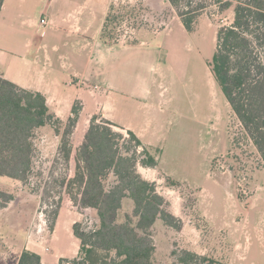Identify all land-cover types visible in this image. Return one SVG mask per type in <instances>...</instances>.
Listing matches in <instances>:
<instances>
[{"label": "rangeland", "instance_id": "obj_1", "mask_svg": "<svg viewBox=\"0 0 264 264\" xmlns=\"http://www.w3.org/2000/svg\"><path fill=\"white\" fill-rule=\"evenodd\" d=\"M114 3L121 6V17L112 25L116 43L139 42L146 30L162 32L167 21L177 15L167 0ZM233 17V6L221 12L211 5L198 17L192 36L179 37L173 53L180 58H175L179 64H173L174 72L169 75L170 103H157L159 107L149 114L137 107L131 109L136 124H145L149 116L153 132H160L145 137L153 152L160 149L158 172L142 176L156 183L168 210L183 222L181 230L162 220L152 227L156 246L153 264H172L175 248H190L228 264H264V159L209 67L216 52L217 31L230 25ZM104 119L99 117L98 122ZM66 123L55 122L61 134ZM87 125L77 126L73 135L76 147ZM55 128L46 125L36 130L37 151L28 183L0 176V185L16 197L0 215V250L5 253V264H17L23 246L46 254L51 261L61 253L76 256L77 238L71 236L70 229L63 225L56 237L49 226L59 197L67 196L61 188L63 177H73L75 170V160L70 167L61 156V134L57 135ZM114 128L128 137V131ZM167 177L180 186L170 185ZM113 182L110 175L106 184ZM128 214L136 224L134 202L124 199L118 221L124 222ZM85 222L97 228V212L89 210Z\"/></svg>", "mask_w": 264, "mask_h": 264}, {"label": "trees", "instance_id": "obj_2", "mask_svg": "<svg viewBox=\"0 0 264 264\" xmlns=\"http://www.w3.org/2000/svg\"><path fill=\"white\" fill-rule=\"evenodd\" d=\"M4 1L0 0V13ZM167 1L188 31L211 5H217L221 12L234 7L232 23L217 31L216 52L209 67L245 134L264 159V0ZM118 8L121 6L111 4L102 29L101 38L109 43L116 40L112 25L121 17ZM82 111L83 105L77 101L61 134L55 122L63 121L50 110L45 95L0 75V176L28 183L37 151L36 130L46 125L56 127L57 135L61 134L63 160L70 167L75 160L74 176L63 177L61 182L65 197L82 213L96 211L100 221L95 229L85 221L73 224V233L80 240L79 253L73 258L61 257L58 264H153L156 246L152 227L158 220L176 230L183 226L182 219L168 210L156 183L139 171V166L158 169L160 149L153 152L131 130L125 137L108 119L98 122L101 114L89 119L76 147L73 135ZM110 175L114 182L108 186ZM167 181L180 186L168 177ZM65 197H59L53 210L52 232ZM15 198L11 190L0 185V215ZM124 199L134 202L136 224L129 214L124 222L118 221ZM172 256V264H228L190 248H175ZM18 264H42V257L24 249Z\"/></svg>", "mask_w": 264, "mask_h": 264}, {"label": "crops", "instance_id": "obj_3", "mask_svg": "<svg viewBox=\"0 0 264 264\" xmlns=\"http://www.w3.org/2000/svg\"><path fill=\"white\" fill-rule=\"evenodd\" d=\"M112 3L114 0H5L0 13V75L45 95L50 110L63 122L80 101L79 125H87L94 114H101L119 129L133 131L150 148L145 137L160 132H153L149 116L145 124H136L131 109L149 114L157 103H170L169 75L174 72L173 64H179L173 53L180 35L190 38L191 31L176 15L162 32L144 31L139 42L109 43L101 33ZM42 18L48 20L47 25L41 23ZM139 171L143 176L158 172L143 166ZM87 212L78 211L65 197L52 233L57 237L64 225L75 237L73 224L85 221ZM76 240L77 256L80 240ZM24 249L40 254L42 264H58L65 257L61 253L51 261L46 254L23 246L17 264ZM4 254L0 250L1 264H5Z\"/></svg>", "mask_w": 264, "mask_h": 264}, {"label": "built area", "instance_id": "obj_4", "mask_svg": "<svg viewBox=\"0 0 264 264\" xmlns=\"http://www.w3.org/2000/svg\"><path fill=\"white\" fill-rule=\"evenodd\" d=\"M41 23H42L43 25H47V24H48V20H46L45 18H42V19H41Z\"/></svg>", "mask_w": 264, "mask_h": 264}]
</instances>
